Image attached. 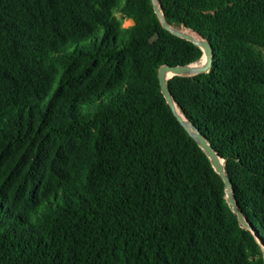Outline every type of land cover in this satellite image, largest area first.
I'll return each instance as SVG.
<instances>
[{
    "label": "trees",
    "instance_id": "1",
    "mask_svg": "<svg viewBox=\"0 0 264 264\" xmlns=\"http://www.w3.org/2000/svg\"><path fill=\"white\" fill-rule=\"evenodd\" d=\"M0 0V264H264V0Z\"/></svg>",
    "mask_w": 264,
    "mask_h": 264
},
{
    "label": "water",
    "instance_id": "2",
    "mask_svg": "<svg viewBox=\"0 0 264 264\" xmlns=\"http://www.w3.org/2000/svg\"><path fill=\"white\" fill-rule=\"evenodd\" d=\"M154 10L161 21L162 26L169 30L171 33L180 36L182 38H185L187 40H190L194 42L195 44L199 45L203 50L202 57L196 61L189 64H180V65H168L164 64L160 67L158 72V78L161 86V91L170 105L172 111L177 116V118L180 120V122L183 124L185 129L188 131V133L197 141V143L200 145V147L205 151L207 156L209 157L214 169L218 172V174L223 178L225 183V190H226V197L227 202L231 209L236 213L239 221L243 224L244 227L250 228V225L248 224L246 218L244 217V214L241 209L238 207V202L235 195V190L233 187V183L231 178L226 174L225 168H224V159L215 151L213 145L209 142V140L205 137L203 133L199 130V128L191 122L186 116L185 118H182L179 113H177L175 105L177 104L175 101V98L173 97V94L170 90V87L168 85V79L171 78L173 75H195L197 73L201 72H207L210 70L213 62V47L211 43L204 38L203 36L199 35L201 39L197 40L195 39L190 33L183 31L181 28L173 26L168 23V21L165 19L163 15V11L158 3L157 0H152ZM202 58H205V61L202 65L197 66L196 63H198ZM185 115V114H184ZM258 238L260 240V244L263 250L264 254V241L261 240V238L258 235Z\"/></svg>",
    "mask_w": 264,
    "mask_h": 264
},
{
    "label": "clouds",
    "instance_id": "3",
    "mask_svg": "<svg viewBox=\"0 0 264 264\" xmlns=\"http://www.w3.org/2000/svg\"><path fill=\"white\" fill-rule=\"evenodd\" d=\"M125 6V0H116L113 8L111 9L112 18L119 23L121 29L127 27V22L122 21L123 12L122 9Z\"/></svg>",
    "mask_w": 264,
    "mask_h": 264
},
{
    "label": "bare ground",
    "instance_id": "4",
    "mask_svg": "<svg viewBox=\"0 0 264 264\" xmlns=\"http://www.w3.org/2000/svg\"><path fill=\"white\" fill-rule=\"evenodd\" d=\"M183 31L190 33V34H191L195 39H197V40L201 39L199 35H197V34H195V33H193V32H190V31H187V30H183ZM204 61H205V58H202L198 63H196V65H197V66L202 65V64L204 63ZM176 105H177V104H176ZM176 105H175V108H176L177 113H179V115H180L182 118H185L184 113L181 112L182 110L180 111V109H179Z\"/></svg>",
    "mask_w": 264,
    "mask_h": 264
},
{
    "label": "rangeland",
    "instance_id": "5",
    "mask_svg": "<svg viewBox=\"0 0 264 264\" xmlns=\"http://www.w3.org/2000/svg\"><path fill=\"white\" fill-rule=\"evenodd\" d=\"M121 19H122V21H126V22H127V26L131 24V20L128 19V18H126L125 16H122ZM181 29H182V30H187V31L193 32V31H191V30H189V29H186L185 27H181ZM193 33H195V32H193ZM196 34H197V33H196Z\"/></svg>",
    "mask_w": 264,
    "mask_h": 264
}]
</instances>
